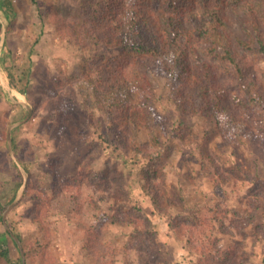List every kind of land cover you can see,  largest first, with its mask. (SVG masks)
Instances as JSON below:
<instances>
[{
	"label": "rangeland",
	"instance_id": "obj_1",
	"mask_svg": "<svg viewBox=\"0 0 264 264\" xmlns=\"http://www.w3.org/2000/svg\"><path fill=\"white\" fill-rule=\"evenodd\" d=\"M10 1L11 15L0 6V203L5 195L20 193L21 187L14 190L16 168L26 177L25 184L29 178L19 162V145L25 149L24 161L29 164L31 181L42 184L49 192L53 175L78 178L89 161V170L106 174L105 183L92 185L88 178L80 180L75 204H83L81 214L68 217L61 212V206L49 208L48 214L55 237L51 251L58 264H92L81 248V231L75 222L104 226L115 245L128 247L130 227L124 211L138 205L146 214L151 213L150 198L143 196L138 183L144 160L141 153L106 141V122L92 97L91 84L73 78H82L81 59L60 35L54 16L82 23L87 11L85 0ZM10 21L11 32L4 38L3 31L9 28ZM233 26L238 30L235 20ZM7 72L17 75L14 84ZM55 79L64 83L69 80L73 88L63 96L51 94ZM152 79L159 97L152 106L155 122L144 123L137 139L150 144L156 132L160 149L167 153L163 179L157 176L152 186L160 203L165 201L169 206L164 207V203L163 214L154 223L163 244L165 264H192L196 259L188 255L184 244L170 230L172 217L181 219L184 226L192 221L196 245L210 252L212 249L213 257L209 259L214 262H223L224 250L236 242L241 244L242 264H264V136L240 124L231 102L225 105L228 114L220 119L185 112L165 74ZM18 89L26 91L32 104L25 95L21 101L24 107L17 102ZM129 92L123 93L135 99V94ZM117 96L122 97L107 94L106 100ZM48 98L53 99L58 110L43 121ZM33 103L38 106L37 115L28 121ZM129 142L134 147V140L129 138ZM50 159L55 162L54 168ZM115 173L120 178L114 179ZM69 195L76 197L72 190ZM20 197L3 213L0 228L2 243L9 247L14 260L18 251L12 238L20 245L15 234H37V225L28 217L35 201L31 197L20 201ZM91 203L94 204L90 206ZM75 204L68 199L66 208ZM137 259L136 249H129V255H121L118 260L119 264H138Z\"/></svg>",
	"mask_w": 264,
	"mask_h": 264
},
{
	"label": "trees",
	"instance_id": "obj_2",
	"mask_svg": "<svg viewBox=\"0 0 264 264\" xmlns=\"http://www.w3.org/2000/svg\"><path fill=\"white\" fill-rule=\"evenodd\" d=\"M0 2L4 12L11 15L12 1ZM85 2L86 18L82 23L54 16L55 24L62 33L60 35L75 48L81 59L80 68L83 70L79 76L82 78H73L91 84L92 97L106 122V141L113 142L114 147L131 148L141 153L144 163L138 183L143 196L150 198L151 213L146 214L138 205L124 211L130 227L131 244L128 247L115 245L104 226L92 227L83 221H76V228L81 231V248L92 264H119L118 259L121 255L128 256L129 249H136L138 264H165L163 244L154 226L155 219L163 214L165 201L160 203L152 186L157 176L163 179V161L167 153L160 149L156 132L150 144L137 139L144 123L155 122L152 106L159 97L156 96L152 78L165 74L172 85V93L184 104L185 112L220 119L228 114L225 105L229 101L233 114L240 116V124L251 126L264 136V0ZM234 20L238 30L232 27ZM11 25L12 21L5 36L11 32ZM3 47L11 52L5 44ZM166 61L169 65H165ZM7 75L14 84L17 75L9 72ZM53 86L51 94L63 96L68 88H73V83L55 79ZM124 91L133 92L135 99L127 98ZM18 92L30 99L23 89H18ZM107 94H121L122 97H107L106 100ZM45 106L43 121L58 110L52 98H48ZM37 110L38 106L33 103L28 121L37 115ZM2 125L1 122L0 127ZM129 138L134 140V147H130ZM17 152L20 165L29 177L20 201L29 197L34 199L28 217L31 223L37 225V234H15L18 246L9 232L4 231L12 238L18 251L14 260L9 247L2 243L4 238L0 232V264H58L51 251L55 237L49 228L48 209L61 206V212L68 217L74 213L76 216L81 214L83 204H75L79 200L80 180L88 178L92 185H97L105 183L107 176L89 170V161H86L78 178L67 176L60 179L53 175L49 192L42 184L36 185L31 181L29 164L24 161L25 149L19 145ZM49 162L54 168V160ZM16 173L14 190L23 184V175L18 168ZM113 178H120V175L115 173ZM71 190L77 198L69 195ZM5 196L4 202L0 203V228L3 226V213L15 199V196ZM71 198L75 205L66 208V201ZM165 206L169 207L166 203ZM168 226L175 238L184 244L188 255L196 258L192 264L243 263L240 243L229 244L224 250L225 260L218 263L209 259L213 257L212 249L210 252L207 247L196 245V230L192 221L184 226L181 219L172 217Z\"/></svg>",
	"mask_w": 264,
	"mask_h": 264
},
{
	"label": "clouds",
	"instance_id": "obj_3",
	"mask_svg": "<svg viewBox=\"0 0 264 264\" xmlns=\"http://www.w3.org/2000/svg\"><path fill=\"white\" fill-rule=\"evenodd\" d=\"M3 36H4V38H5V31L3 32ZM18 93L24 97L23 94H21L20 92H18ZM17 102H18L20 105H22V107H24L23 102H20V101H17ZM23 180H24V178H23ZM24 184H25V183L22 184L21 188H20L18 191H20V190L22 189V187H23ZM23 190H24V187H23ZM23 190H22V192H23ZM21 194H22V193H21ZM20 196H21V195H20ZM15 199H16V196H15ZM15 199H14V200H15Z\"/></svg>",
	"mask_w": 264,
	"mask_h": 264
},
{
	"label": "water",
	"instance_id": "obj_4",
	"mask_svg": "<svg viewBox=\"0 0 264 264\" xmlns=\"http://www.w3.org/2000/svg\"><path fill=\"white\" fill-rule=\"evenodd\" d=\"M3 28V27H2ZM4 32V31H3ZM25 180H26V177H24V183H25ZM23 187H24V185H23ZM23 187H22V189L19 191L20 193H19V195H17L16 196V199L15 200H18V198L20 197V195H21V193H22V190H23Z\"/></svg>",
	"mask_w": 264,
	"mask_h": 264
},
{
	"label": "bare ground",
	"instance_id": "obj_5",
	"mask_svg": "<svg viewBox=\"0 0 264 264\" xmlns=\"http://www.w3.org/2000/svg\"><path fill=\"white\" fill-rule=\"evenodd\" d=\"M17 98H18L19 101L21 102V101H23V98H24V97H23L22 95L18 94Z\"/></svg>",
	"mask_w": 264,
	"mask_h": 264
}]
</instances>
